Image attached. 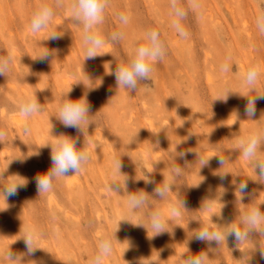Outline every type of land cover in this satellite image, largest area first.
Here are the masks:
<instances>
[{
  "label": "rangeland",
  "instance_id": "obj_1",
  "mask_svg": "<svg viewBox=\"0 0 264 264\" xmlns=\"http://www.w3.org/2000/svg\"><path fill=\"white\" fill-rule=\"evenodd\" d=\"M41 2L0 0V56L11 58V72L0 76V128L7 132V141L0 143V169L12 160L7 180L27 181L0 211V264H19L4 255L9 248L21 257L20 264H89L99 239L112 236L116 220L122 219L128 221H121L126 229L115 232L113 253L102 264H183L182 254L201 252L207 256L203 264H264V235L258 232L242 242L227 235L220 244L193 236L200 224L225 231L231 222L239 223L248 204L264 203V180H257L248 161L234 151L248 132L258 129L264 135V98L256 100L250 120L247 98L241 96L250 64L260 66L261 76L255 92L247 95L251 99L264 92V36L255 23L264 0H202L203 16L190 13L184 21L187 39L170 27L169 0H110L99 30L105 36L121 30L117 14L125 12L130 16L123 28L126 38L117 46L106 43L99 49L103 57L87 60L82 28L68 19L67 8L57 10L49 27L31 32L30 17ZM152 28L160 31L167 55L154 66L150 80L128 92L117 86L114 70ZM53 30L63 33L62 42L46 40ZM45 47L52 55L34 60ZM226 55L233 70L223 74L218 67ZM70 86L69 99L84 98L91 106L92 124L84 135L55 117L59 97ZM225 87L234 93L226 102L215 100L222 98ZM34 93L42 111L31 117L25 133L17 102ZM180 106L186 114L179 112ZM61 134L78 137V147H87L90 162L80 173L58 178L52 191L39 194L35 177L51 167L50 148L42 146ZM216 155L225 157L223 165ZM113 157L122 161L117 179L128 178L127 191L150 196L140 215L127 212L126 193L107 188ZM208 158L200 167L201 159ZM175 166L183 171L166 198L158 200L154 189L164 179L172 181ZM243 181L247 189L239 201L236 187ZM178 198L185 209L180 207L174 217L170 205L179 207ZM156 209L170 222L164 225L167 231L153 236L148 217ZM27 225L43 233L35 245L41 249L32 254L19 239Z\"/></svg>",
  "mask_w": 264,
  "mask_h": 264
},
{
  "label": "clouds",
  "instance_id": "obj_2",
  "mask_svg": "<svg viewBox=\"0 0 264 264\" xmlns=\"http://www.w3.org/2000/svg\"><path fill=\"white\" fill-rule=\"evenodd\" d=\"M109 5L110 0H51V2H49V0H42L31 14L29 27L33 34L40 32L42 29L51 25L53 18L57 14V10L67 8L69 12L68 19L73 24L81 26L82 28V47L85 51L83 60L93 59L98 55H102L99 49L104 47L106 43L117 46L126 38V33L123 31V28L130 23V16L125 12L117 14L121 30L112 31L107 36L103 35L99 30L100 26L104 23L105 10ZM203 7L202 0H187V3H185V0H169L170 27L179 37L187 39L189 37V32L184 25V21L187 20L190 13H196L202 17ZM258 8L259 11L255 19L256 28L260 35L264 36V4L258 5ZM62 35L63 33L53 30L49 33L46 40L59 39ZM142 39L144 42L134 44L131 55L126 60H122L119 65H116L113 73L117 86L128 92L136 91L140 84L150 80L154 66L161 63L167 55V45L164 39H162L159 30L155 28L147 30ZM51 55L52 52L45 47V50L33 59L44 60ZM218 70L223 74H227L233 70L230 55H226L222 59ZM10 72L11 58L0 56V76L5 77L6 74ZM260 76V66L258 64H250L242 77V85L246 90V94L241 96L247 98L245 114L250 120H252L251 118L255 115V102L257 99L264 98V92L253 95L251 99H249L247 93L255 92ZM71 91L72 88L70 86L66 92L61 93L58 100V115L55 117L63 126L75 128L84 135L87 133L88 126L92 124L90 119L91 106L84 98L76 101L69 99V93ZM233 93L234 92L225 87L222 89V98L218 96L215 100L219 99L226 102L229 95ZM17 110L23 119V131L28 133L30 131L29 121L31 117L42 111L41 104L38 102L36 94L22 96L17 102ZM52 137H54L52 143H46L42 146L50 148L51 167L45 173L35 177L39 194H46L52 191L54 182L58 178L78 174L90 162V153L87 147L82 145L78 147L80 143L78 137L64 134ZM6 141L7 132L4 128H0V143ZM234 151L239 152L245 160L248 161L258 178L257 180H264V155H261V153H264V135H262L260 130L255 129L241 136L238 139ZM180 155L182 156L183 153H180ZM216 156L219 157V161L221 165H223L225 163V157L221 155ZM210 158L206 160L201 159L200 167L207 165ZM8 164L6 168L0 169V197L3 198L7 207L8 198L16 195L18 189L26 186L27 183L25 179L18 175L11 176L21 178L22 182L7 180L9 176L6 177L5 173L7 172ZM111 166L113 173L107 184V188L109 191L117 194L120 192L127 194V212L135 214L148 206L149 194L140 191L130 193L127 191L128 178L125 176L122 182L117 179L118 176L122 175V161L120 157H113ZM182 171L183 170L179 166H175L170 172L172 181L166 182L164 179L159 186L155 187L153 195L157 197L158 200L165 199L167 193L172 191V186L175 184V180L180 177ZM220 178H224V173H220ZM246 189L247 184L244 181L237 185L236 193H238L239 201L243 199ZM178 204L179 207L175 204L170 205L174 217L180 215V207L185 209L184 202L179 198ZM262 204L264 203L248 204L247 209L240 216L239 223L231 222L226 225L225 231L214 230L211 226H202L200 224V227L193 232V236L199 241H215L217 244H220L225 241L227 235H233L239 242L249 240V234L254 231L258 232L260 235H264V211L261 210ZM7 207L0 209V211L6 210ZM148 219L154 230L153 236L167 231L164 225L169 223L170 220H166L158 209L153 210ZM121 221L127 220L122 219L117 222L116 230L112 233V236H103L99 239L96 251L90 258L89 264H102L104 258L112 255V239H115L114 234L118 230ZM211 224L216 225L217 228L219 227V225L212 221ZM136 225L143 226L142 224ZM42 236L43 233L39 232L35 226L27 225L24 228L23 235L20 236L19 239L24 241L27 253L32 254L36 249H41L35 245ZM4 255L9 261L19 260L20 264L21 257L12 253L10 248ZM206 257V254L203 252L199 255H188L184 253L181 255V260L183 264H203Z\"/></svg>",
  "mask_w": 264,
  "mask_h": 264
},
{
  "label": "bare ground",
  "instance_id": "obj_3",
  "mask_svg": "<svg viewBox=\"0 0 264 264\" xmlns=\"http://www.w3.org/2000/svg\"><path fill=\"white\" fill-rule=\"evenodd\" d=\"M56 19H57V18H56ZM57 21H58V20H57ZM57 21H55V22H57ZM59 41L62 42V41H63V38L60 37V38H59ZM102 50H103V49H102ZM100 52H101V51H100ZM102 54H103V52H102ZM99 56H100V55H99ZM103 56H104V55H102L101 57H103ZM105 56H106V55H105ZM105 58L107 59V56H106ZM55 59H56V58H55ZM34 66H35V65H33V67H34ZM37 66H38V64H37ZM35 67H36V66H35ZM36 78L38 79V77H36ZM38 80H40V78H39ZM182 108H183V107H182ZM182 108H181V106H180V110H179L180 113H182V112L185 110L184 108H183L184 110H183ZM225 108H226V107H225ZM185 112H187V111L185 110ZM185 112H183V113L186 114ZM183 113H182V114H183ZM182 114H181V115H182ZM202 121H203V120H202ZM151 125H152V124H151ZM202 158H206V157H202ZM0 205H3L4 207H6V204L3 203V202L0 203ZM119 206H120V205H119ZM136 214H137V212H136ZM138 214H139V212H138ZM139 215H140V214H139ZM137 216H138V215H136V218H138ZM114 222H115V221H114ZM117 222H118V221L116 220L115 225H114L115 230H116ZM139 224H140V223H139ZM122 227H123V223L120 222V223H119L118 230L116 231V233H120V232H122V231H124V230L126 229V228H124V229L122 230ZM136 227H137V226H136ZM140 229H141V228H140ZM141 230H142V229H141ZM143 230H144V229H143ZM145 232H146V230H145ZM146 234H147V233H146ZM126 235H127V234H126ZM186 235H187V234H186ZM144 236H145V235H144ZM144 236H143V237H144ZM151 237H152V236H151ZM186 237H187V236H186ZM148 239H149V238H148ZM151 239H152V238H151ZM186 239H187V238H186ZM153 240H154V239H153ZM166 240H167V239H166ZM185 241H186V240H185ZM150 243H152V242H150ZM163 244H164V243H163ZM161 246H162V245H161ZM162 247H163V246H162ZM48 250H49V249H48Z\"/></svg>",
  "mask_w": 264,
  "mask_h": 264
}]
</instances>
